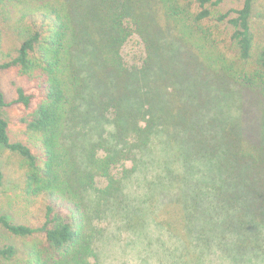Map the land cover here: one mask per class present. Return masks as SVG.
Listing matches in <instances>:
<instances>
[{
	"label": "trees",
	"instance_id": "trees-1",
	"mask_svg": "<svg viewBox=\"0 0 264 264\" xmlns=\"http://www.w3.org/2000/svg\"><path fill=\"white\" fill-rule=\"evenodd\" d=\"M256 2L0 0V73L29 85L11 103L28 112L27 143L11 139L0 85V149L23 159L27 194L48 199L40 227L0 216L14 237H44L19 264H98L109 215L143 234L155 220L160 264H264ZM133 36L140 69L123 55ZM148 164L155 204L133 209L128 185ZM18 253L0 247V264Z\"/></svg>",
	"mask_w": 264,
	"mask_h": 264
},
{
	"label": "rangeland",
	"instance_id": "rangeland-1",
	"mask_svg": "<svg viewBox=\"0 0 264 264\" xmlns=\"http://www.w3.org/2000/svg\"><path fill=\"white\" fill-rule=\"evenodd\" d=\"M253 22L258 34L256 52L260 54L264 50V0H257ZM123 55L130 68H142L145 52L144 45L138 36L128 40L123 49ZM14 84L29 86L16 71L0 73V85L10 104L4 110V115L10 123L11 139L13 142L27 143L28 138L25 136V127L21 119L28 112L23 105H11L17 98ZM0 166L5 175L4 184L0 188V216H8L15 224L40 227L45 222L48 199L44 196L33 197L27 194L26 166L23 159L20 155L2 148L0 149ZM126 167L132 168V162H127ZM153 168L152 164L142 166L128 185L129 203L133 209H139L142 202H149L152 206L155 204L156 195L153 191H149V185L157 176ZM118 170L114 173L117 174ZM109 216L110 221L107 220L102 224L108 233L100 244L102 256L98 264H160L155 252L157 250L155 242L163 240L164 232L157 228L155 220L148 219L147 232L143 234V231H132L124 227V219ZM36 243L44 244V237L37 235L31 239L17 238L0 229V247L14 244L18 248L19 253L13 260V264H19L25 257V248Z\"/></svg>",
	"mask_w": 264,
	"mask_h": 264
}]
</instances>
